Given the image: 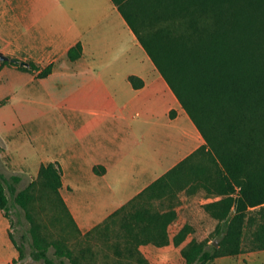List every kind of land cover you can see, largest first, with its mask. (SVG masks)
Instances as JSON below:
<instances>
[{"label": "trees", "instance_id": "1", "mask_svg": "<svg viewBox=\"0 0 264 264\" xmlns=\"http://www.w3.org/2000/svg\"><path fill=\"white\" fill-rule=\"evenodd\" d=\"M114 1L205 142L86 234L97 232L119 264H148L141 245L185 242L189 224L173 238L169 226L179 214V192L200 187L219 196L204 204L218 220L217 241L193 237L181 248L185 264L244 252L248 237L251 248L264 249V0ZM67 55L82 57L83 44ZM129 78L137 88L144 84L136 75ZM40 175L72 216L60 192L59 162L42 165ZM21 179L0 169V208L10 217L11 208L20 206L32 223L31 261L11 229L19 252L11 264H89L83 250L47 242L34 214L35 182L19 190Z\"/></svg>", "mask_w": 264, "mask_h": 264}, {"label": "rangeland", "instance_id": "2", "mask_svg": "<svg viewBox=\"0 0 264 264\" xmlns=\"http://www.w3.org/2000/svg\"><path fill=\"white\" fill-rule=\"evenodd\" d=\"M78 1L30 0L26 22L31 20L32 34L41 38L62 34L64 43L68 44L78 32L72 24L74 5ZM5 2L7 0H1ZM24 20L20 22L21 34L24 33ZM49 41L39 40V43L48 44L47 49L42 48L41 55L29 58V65H26L24 61L13 60L0 39V169L7 177L21 175L19 190L35 182L34 214L47 242L62 241L74 251L83 250L89 264H119L114 249L97 232L90 235L83 232L55 192L45 187L40 175L42 165L49 164L48 160L56 156L70 166H87L107 160L106 157H124L130 165L131 159L151 162L154 157L159 158L158 168H164L196 144L195 138L188 134L193 122L184 115L177 121L169 120L171 97L161 83L155 84L158 93H151L150 97L137 95L128 80L113 71L52 78L51 73L42 74L49 65L57 71L72 68L65 52L53 51ZM1 53L9 56L8 62L1 59ZM132 169L131 176H135L138 166ZM66 180L78 182L75 175ZM97 180L91 179L92 182ZM194 191L179 192L178 220L171 230L187 222L191 233L184 244L193 237L217 241V220L204 207L211 200L209 197L216 196H209L200 187ZM9 218L13 235L24 246L26 262H29L32 223L20 206L11 208ZM7 241L8 235L0 229V264H7L13 251H17L14 245L8 246ZM250 245L248 237L242 253L253 251ZM181 248H155L158 253L150 254V259L142 253L148 264H185ZM50 255L55 256L54 245L50 247ZM237 257L239 254L219 256L206 264H237ZM241 264H264V251L253 254Z\"/></svg>", "mask_w": 264, "mask_h": 264}, {"label": "crops", "instance_id": "3", "mask_svg": "<svg viewBox=\"0 0 264 264\" xmlns=\"http://www.w3.org/2000/svg\"><path fill=\"white\" fill-rule=\"evenodd\" d=\"M27 5H30V0H7L5 3H1L0 0V39L1 43L6 45L5 51L13 56V60L27 62L33 56L41 55L39 54L40 50L42 48L47 49L48 44L46 42L39 43L40 39L50 40L53 51H64L66 57H68L69 48L77 42H81L83 44L82 57L76 60H71L68 57L72 68L59 71L55 68L51 69V78L56 75L74 76L113 71L127 79L137 95H149L150 97L153 93H158L154 87L155 84L161 83L165 92L171 97V104L167 113L169 120L171 122L177 121L182 115L191 119L114 0H79L76 2L72 24L78 28V32L68 44L64 43L62 34L52 38H48V36L41 38L38 34H32L33 24L30 19L26 22ZM22 18L25 19L23 34L19 32L22 28L20 26ZM27 31L29 32L28 37H26ZM45 53L46 50L43 55ZM131 75L142 78L143 86L135 87L130 81ZM172 110H175L174 115L171 114ZM188 134L189 137L195 138L196 144L177 156L164 168H158L157 161L159 158L154 159V157L151 158V162H139L136 161L137 158L131 159L130 165L124 157L109 159L106 157L107 160L91 162L87 166H70L66 160H61L62 158L60 159L58 156L48 160V162H59L62 167L63 182L60 192L78 227L83 232L91 230L205 142L194 122ZM154 160H156L155 165ZM136 166H138V169H135L137 174L131 176L132 168ZM123 173L130 175L128 177L121 176ZM85 174L88 176H83ZM140 174L143 175L142 178ZM70 175L77 176L78 182L67 181L66 178ZM93 178L96 180L98 178V180L92 182L91 179ZM209 198H211L209 201H213L219 196ZM177 220L178 217L169 226L172 238L187 223L183 222L175 231H172L171 228ZM11 227L10 218L0 208V229L8 235L6 244L8 246L14 245L16 248L10 237ZM183 245L184 243L178 246L172 240L167 245L158 246L148 243L141 245L140 248L150 259V254L155 255L156 253L157 255L158 253L155 252V248L163 249L175 246L178 249ZM17 251H13L7 264L13 263V259L18 257L19 252ZM261 251L264 249L239 253L237 264H241L253 254Z\"/></svg>", "mask_w": 264, "mask_h": 264}, {"label": "water", "instance_id": "4", "mask_svg": "<svg viewBox=\"0 0 264 264\" xmlns=\"http://www.w3.org/2000/svg\"><path fill=\"white\" fill-rule=\"evenodd\" d=\"M1 59H3V60L9 59V56H8V55H5V54H3V53H1ZM25 64H26V65H29L28 62H25Z\"/></svg>", "mask_w": 264, "mask_h": 264}]
</instances>
